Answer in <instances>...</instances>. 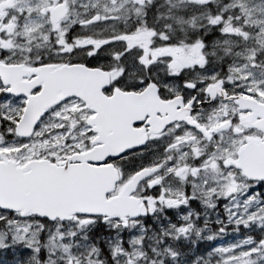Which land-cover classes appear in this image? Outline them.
<instances>
[{
	"label": "flooded vegetation",
	"instance_id": "flooded-vegetation-1",
	"mask_svg": "<svg viewBox=\"0 0 264 264\" xmlns=\"http://www.w3.org/2000/svg\"><path fill=\"white\" fill-rule=\"evenodd\" d=\"M235 2L236 0H210L208 3L201 4L200 0H145L144 11L147 12L146 17L144 11H142L138 17L134 16L133 19L128 20V14L124 13L121 15V20L114 25L112 21H107L81 29L79 21L97 13L103 15L106 6L108 8L112 6L110 0H66L63 8L57 4V0H47V3H45V0H30L31 7H28L29 0H0V30H2L0 32V69L13 68L18 71L19 74L17 73L18 75L14 78V81H18L22 85L39 82L41 91L43 86L41 81L52 79V73L56 69L87 65L86 67L100 69L108 75L109 82L102 90V95L105 98L118 95L121 100H126V105L140 102L146 107H151V103H155L157 106L167 105V112L183 120L170 125L162 133H153L149 122L154 118L163 119L169 116V113L164 115L161 112H157L154 116L148 113L138 115L137 118L142 121L132 125V135L136 139H132L131 144L136 143L139 145V142H141V148L137 152L129 151L128 156L123 155L106 163L107 165L113 164L119 174L118 184L114 192L108 197L119 195L135 177H139L137 185L132 189L131 197L136 209H138L136 216H142V211H145L147 216L139 217V219L134 221L128 220L125 224L120 220H109L103 217L88 218L76 216L69 222L57 220L51 224L44 223L41 220L39 224H43L45 231L50 232L56 228L58 231L60 228L63 232L68 233L73 225L81 224V226L90 227L88 240L92 244L104 240L106 244L108 242L110 245L111 241H114L116 237L117 239L125 237L133 224H138V228L143 227L151 230L154 219L163 220V223L167 226L172 225L174 228L177 225H184L186 237L184 238L183 236V240L180 243L169 244L173 245V249L178 254H176L178 260L174 258L175 254L164 253L165 248L163 247L164 251L161 254L164 253L163 255L168 256L165 262L167 264H190L194 259L193 253L195 252L203 257L200 264H206L208 260L207 252L216 248L217 244L206 237L199 238L198 229L189 228L186 223L194 224L195 219L203 214L211 218L217 216L228 217L225 209L229 204V199L220 201L217 198L219 197L218 194H214L211 198L207 197L212 184H209L210 179L208 181L203 176H205L206 172H215L216 176L236 173L235 169L225 168V161L228 159L237 160L240 148L248 140L260 139L264 143V134L256 129V132L243 138L244 142L237 147L234 153L231 152L232 149H227L230 146L228 143L229 139H232V133L230 132L224 133V144L220 145L219 149L214 153L204 147L209 142L213 146L218 143L217 140H208L214 129L228 126L227 124H218L216 113L223 116L227 112L228 116L226 119L228 120H232L234 115H239V124L234 122L233 127L243 126L244 128L250 127L244 126L242 120L252 118L255 114L250 110H241L237 102H234L231 98H225V92L232 96L234 92L239 93L241 91L240 88L235 87V84H240L241 81L236 80V74L229 72V65L238 66L243 64L245 63V58L251 55H255L258 61H264V36L261 38L259 29L253 24H249V26L245 27L246 31H250L251 35L253 33L251 42H244L243 37L234 35L237 40L233 44H228L226 41H228L230 35H222L220 32V28L225 25L221 24L219 27H213L209 22V17L215 18L219 14L224 16L225 20L229 16L233 17L230 21L231 26L238 27L246 24L245 15L240 11V5H235ZM249 2L247 6H253L258 11L257 15L261 17L260 22L264 23V0H249ZM241 5L244 6L243 4ZM21 7H27L28 11L33 12V17L19 24L15 19L9 20L6 24L3 23L5 16L16 14ZM46 9H55V13L53 15H45L41 19L40 13ZM236 16H240L241 20L237 21L235 19ZM54 17H56V22L52 23L51 21ZM145 19L149 29L155 28L158 32L167 33L172 37V40L180 42L179 47L175 44H163V42V46L153 47L152 37L140 36L138 43L144 48V64H151L150 68L147 66L142 67L135 62L134 58L123 61L114 59V54L121 52L119 45L101 51L95 60L90 59L83 49L69 54L66 51L67 45L65 49L59 50L56 45L58 37L60 39L67 38L64 35L65 32L76 35L80 39L87 36L99 40L106 38L113 31V28L117 31L124 29L126 27L125 21H127L128 26L139 22L143 27ZM41 24H43V27H41ZM53 28L58 29V31L53 32ZM45 36L49 37V39L45 40ZM197 37L203 38L207 44V47L200 52H194L190 46L191 42ZM237 53H240V55L238 56ZM201 54L206 60L205 66L193 68L194 65H199L202 62L200 59ZM182 69L183 71L181 72ZM170 73H181V78L169 79ZM213 73L219 74L218 79H225V86H222L219 90L216 88L212 90V94L216 95L215 100L211 99L209 93L202 91V86L199 84L201 79L205 81V84L215 83V81L208 79ZM229 76L232 77L235 84L227 83ZM118 79L119 83H117ZM141 79L154 81L155 83H149L146 87H141L139 86ZM185 79L196 84L197 87L195 89H186L184 87ZM0 84H2L1 80ZM8 89L9 87H5L4 91ZM37 93L35 89L33 94ZM181 94L184 97V102L181 101ZM192 97H195L194 102H190ZM239 98L240 96L236 95L235 101H238ZM13 100L22 102L25 98H13ZM256 100L264 103V99L258 98ZM202 101L206 102L202 103ZM72 103H79L85 107L89 113L87 120L94 115L87 108L86 103L76 97L70 98L59 107ZM22 105L24 104L22 103ZM148 110L147 108L146 111ZM241 113L243 115H240ZM210 116L212 117L211 120H209ZM258 120H260V117H255V121ZM197 123L207 133L203 138L201 132L194 126ZM93 136L95 138L94 134ZM169 145L175 146L166 151ZM194 149L201 152L208 151L211 156L208 161L209 167L205 171L196 174L199 179L195 182V187L192 186L194 179L192 169L201 164L204 157L202 156L200 161L195 160L193 158L196 155V152L193 151ZM223 150L227 152L222 154ZM185 153H187L186 156L184 155ZM69 156L67 155L61 159L52 156H41L36 159L61 164ZM168 156L174 158L173 163L179 159L180 166L189 165V168L182 173V175H187V180L181 181L175 176H169L164 182L165 187L171 190L170 193H166L168 200L181 202L184 201L185 197L180 195V193L195 194L196 200H189L186 206L180 203L179 207H169L166 202L154 203L152 200L146 199L145 188L147 181L142 179V176H147V173L133 174L141 167L164 163ZM16 159L21 164L27 163V161L21 162L20 158ZM212 164H216L215 171L211 167ZM158 175H167V164H165ZM149 179H155V177H149ZM205 180L208 181V187H205ZM209 199H212L210 201L212 205H207ZM218 202L219 204L221 203V207H218ZM213 205L215 206L213 207ZM184 217H187V219H184ZM191 219L193 221H190ZM42 244H44V239ZM26 245H29V243H20L19 248L26 250ZM21 255H23V252H21ZM214 256H218V253H214L212 258V264H217L219 256ZM150 259L156 261V258ZM155 264L159 263L155 262Z\"/></svg>",
	"mask_w": 264,
	"mask_h": 264
},
{
	"label": "water",
	"instance_id": "water-1",
	"mask_svg": "<svg viewBox=\"0 0 264 264\" xmlns=\"http://www.w3.org/2000/svg\"><path fill=\"white\" fill-rule=\"evenodd\" d=\"M17 73L13 68L0 69L3 84L11 86L13 94L30 93L25 96L27 110L16 126L17 137L31 138L49 109L71 97H78L96 113L89 126L98 134L96 142L102 145L75 154L60 165L45 160L31 161L24 166L10 159L0 161V207L52 217L54 221L69 220L74 215L123 221L126 217L136 219L138 209L128 198L129 192L107 200L118 181L117 171L113 166L100 165L134 147L131 140L136 137L132 135V125L142 121L138 115L148 113L154 116L157 112L165 115L169 113L168 106L151 103V107H146L142 102L126 105V100L120 97L105 100L100 96L104 87L101 71L84 66L56 69L52 79L41 81L43 89L37 95H31L36 86H22L13 81ZM237 104L241 110L255 113L254 117L242 120V124L264 134V105L249 98H239ZM255 117L260 120L255 121ZM175 121L183 120L169 113L163 119L154 118L149 125L151 131L160 133ZM225 166L239 170L250 182L264 183V143L257 139L248 140L240 149L239 159L229 160Z\"/></svg>",
	"mask_w": 264,
	"mask_h": 264
},
{
	"label": "rangeland",
	"instance_id": "rangeland-1",
	"mask_svg": "<svg viewBox=\"0 0 264 264\" xmlns=\"http://www.w3.org/2000/svg\"><path fill=\"white\" fill-rule=\"evenodd\" d=\"M249 3V0H236L234 3L240 5V11L246 18V24L238 26L242 31L248 33V39L243 38L244 42H251L253 39V33L251 35L250 31H246L245 26H249V24H253L259 29L261 38L264 36V23L260 22L261 17L257 15L258 11L253 6H247ZM232 27L236 28L235 26ZM236 40V36L230 35L227 43L233 44ZM257 77L264 78L259 75ZM22 103L12 99V103L8 107L0 106L3 120L8 121L0 124L1 159L6 157L11 159L20 158L21 162L41 156H52L61 159L73 153L84 152L92 147L91 143L94 136L87 125L89 113L79 103L55 108L42 120L33 139L20 141L15 136L14 131L17 121L22 116L24 109ZM228 143L230 146L227 149H232L231 152L234 153L241 141L232 138L229 139ZM226 152V150H223L222 154ZM203 178L208 181L210 179L209 184H212L207 197L214 196L211 193V188L215 187L217 189L215 194L220 197L218 200L229 199V204L225 209L228 217L217 216L211 218L203 214L201 217L199 216L200 218L195 219L194 224L187 222L186 226L192 229L197 228L199 238L206 237L217 244L216 248L219 256L217 264H221V262L223 264H264V260H257L258 256H264V244L260 243L264 241V187L260 188L249 183L241 174L237 173L216 176L215 172H206ZM213 181H217V183L214 185ZM224 185H231L236 189L226 199L223 198L224 192L227 191ZM212 199H209L207 205H212V202H210ZM218 207H221L219 202ZM190 221H193V219ZM152 222L153 227L151 230L143 227L138 228V224H133L125 237L118 239L116 237L114 241H111V248L107 242L114 264H155V262L167 264L165 262L167 257L163 254L169 252L175 254L174 258L178 260L173 245L169 244H173L174 240L183 239V236L186 238L185 226L177 225L174 228L172 225L167 226L163 223V220L158 219H154ZM31 223L32 227L26 235L24 228L27 227L28 221H23L19 225V231H17L18 226L13 225L12 232L16 233L17 240L10 241L0 236V252L4 250L7 253L8 249H13L8 254L14 255V250L19 249L17 244L28 242L33 248L45 249L47 255L43 258L40 256L34 257L30 252H28L27 257L17 255L16 257L21 258L24 264H53V260H55V264H61V257L65 255V247L69 248L75 255L79 264H109L105 259L108 252L106 256L101 254V250H98L88 240L89 226L75 224L72 229H69L68 233L63 232L60 228L58 231L57 228L50 232L44 230V236L41 237L39 222L32 221ZM182 227L183 232L180 231ZM33 233H36V235L34 236ZM21 235H25L23 241L19 240ZM43 239L44 244H42ZM5 244L10 246L4 247ZM146 244L150 248H147ZM163 247L165 252L161 254L164 251ZM151 256L156 258V261L151 260ZM18 260L15 263L1 261L0 264H20L21 261L18 262Z\"/></svg>",
	"mask_w": 264,
	"mask_h": 264
},
{
	"label": "snow or ice",
	"instance_id": "snow-or-ice-1",
	"mask_svg": "<svg viewBox=\"0 0 264 264\" xmlns=\"http://www.w3.org/2000/svg\"><path fill=\"white\" fill-rule=\"evenodd\" d=\"M210 2V0H200L201 4H205ZM45 3H47V0H45ZM66 3V0H57V4L63 8L64 4ZM111 7L108 8L106 6L105 13L103 15L100 14H94L91 17L79 21L81 29H86L88 26L100 24L107 21H112L113 25L116 22H119L121 20V15L124 13L128 14V20L133 19L134 16L138 17L142 11H144L145 8V0H110ZM28 7H31V3L29 0ZM66 12V9H65ZM55 13V9H46L40 13L41 19L45 15H53ZM115 13V14H111ZM145 17L147 16V12L144 11ZM33 17V12H30L27 10V7H21L18 12L12 16H5L3 23H8L9 20L15 19L17 23H21L22 21L26 22L28 19ZM233 19V17L229 16L227 20H225V17L222 15H216L215 18L209 17V22L213 27H219V25L224 24V27L220 28V32L222 35H236L239 37H243L245 40L248 39V33L245 31H242L241 28L236 27L233 28L231 26L230 21ZM235 19L239 21L241 19L240 16H236ZM52 23L56 22V17L53 18L51 21ZM126 27L122 30L117 31L115 28H113V31L104 39H92L87 36H85L83 39H80L76 35L69 34L67 32L64 33V35L67 37L66 39H60L59 37L56 40V45L59 49H65V46L67 45L66 51L69 54L75 53L79 49L85 50L87 56L90 59H97L99 53L106 48H113L117 45L120 46L121 52L114 54V59L116 60H129L134 58L135 62L140 64L142 67H151V64H144V48L141 47V45L138 43V38L142 35H146L149 37H152V46H163V44H175L178 47L180 46L179 41L172 40V37L168 35L167 33H161L158 32L155 28L149 29L147 27V20L145 19L143 21V27L141 23H136L132 26L127 25V21H125ZM41 27H43V24H41ZM53 32H57L58 29L53 28ZM2 32V30H0ZM45 40H48L49 37L45 36ZM163 42V44H162ZM227 42V41H226ZM187 43V42H186ZM192 50L194 52H200L202 49L207 47L206 42L203 40V38L197 37L194 41L190 44ZM122 53V55H121ZM239 56L240 53H237ZM201 63L199 65H194L193 68L199 66L204 67L206 64V60L204 59L203 55L201 54ZM87 66V65H86ZM183 69L181 70V72ZM229 72L236 74V80L241 81L240 84H235V81L232 79L231 76L227 78L228 84H235V87L240 88L241 91L239 93H233L232 96H229L225 92V98L226 99H233L235 101V96L239 95L243 98H264V78H258L257 73H259L260 77H264V61H258L255 55H251L245 58V63L240 65H229ZM219 74L213 73L211 76L208 77L210 81H215V83H208L205 84V81L201 79L199 81V84L202 86L201 90L206 91L211 95V99L215 100L216 95L212 94V89L216 88L219 90L222 86H225V79L220 78L218 79ZM181 78V73H170L169 79H176ZM117 83H119V79L117 80ZM149 83H155L154 81H145L141 79L139 81V86L146 87ZM184 87L186 89H195L197 87L196 84L192 83L189 80H184ZM5 85L0 84V106L8 107L12 103V99H20L21 94L20 93H12V90L9 88L7 91H4ZM36 91H40V86L36 87ZM24 96L30 95V93H24ZM181 101L184 102V97L181 94ZM195 97H192L190 102H194ZM25 105V111L27 110V100L22 101ZM206 102V101H202ZM240 115H243L241 113ZM218 124L223 125L227 124V127H219L218 129H214L212 132V135L208 137V140H217L218 143L213 146L210 142L208 144H205V149L211 150L212 153L217 151L220 147V145L224 144V133L230 132L232 133L233 140L239 139L241 143L244 142V137L250 135L253 132H256L257 130L255 128H244L243 126L233 127V123L239 124V115H234L232 117V120L226 119L228 116V113L225 112L223 116H220L219 113L215 114ZM2 119V118H0ZM212 117H209V120H211ZM8 121L5 119L3 120V123H7ZM18 122V121H17ZM198 128V130L202 134V138L207 135L204 128L200 127V125L197 123L194 125ZM259 134V133H258ZM195 139V137H193ZM147 143V142H145ZM175 145H169L166 148V151L170 150ZM141 146L137 145L134 146L131 150H126L125 153H123L124 156L129 155V151L131 152H137ZM193 151L196 152V155L193 157L195 160L200 161L201 157L203 156V162L201 164H198L194 169H192L193 174V183L192 186L195 187V182L199 179L197 173H200L202 171H205L208 167V161L211 159V156L209 155L208 151L201 152L197 149H194ZM185 156L187 153L184 154ZM109 159H114L113 157H110ZM173 157L168 156L167 159L164 161V163H156L153 164L150 167H141L136 172H134V175H140L141 173H147V176H142V179L147 181V185L145 188V198L152 200L154 203L156 202H166L169 207H179L180 203L187 205V202L189 200L195 201L196 196L193 193L183 192L180 193V195L184 196V201L178 202L175 200H168L166 197V193H170V189L166 188L164 185V182L168 179L169 176H175L178 180L185 181L188 179L187 175H182L188 168L189 165L184 164L183 166H180V161L177 159L175 163H173ZM222 159V157H221ZM165 164H167V175H158L161 170L164 168ZM212 169L216 170V164L211 165ZM149 177H155V179H149ZM205 187H208V181L205 180ZM217 181H213V184L215 185ZM224 187L227 189V191L224 192V199L227 198L228 195L231 194V192L235 191V187L231 185H224ZM217 189L215 187L211 188V193L215 194ZM218 199L220 197H217ZM215 205H213L214 207ZM184 219H187V217H184ZM43 220L44 223L51 224L54 223V220L52 217H42L40 214H23L18 213L15 209H6L4 207H0V236H3L6 240H17V236L15 232H12L13 225H17V231H19V225L23 221H28L27 227L24 228L25 235L31 229L32 227V221L39 222ZM94 222V220H93ZM40 233L41 237L44 236V226L43 224H40ZM181 232L184 231V229H180ZM10 234V235H9ZM25 235L19 236V240L23 241L25 239ZM35 236L36 233H33ZM212 239V238H209ZM261 244H264V241L260 242ZM4 247L10 246L9 244L3 245ZM26 250L31 252L32 255L40 256L41 258L45 257L47 255V252L45 249L42 248H32L30 245L25 246ZM234 250V249H233ZM218 251L217 248L210 249L207 252L208 260L206 264H212V258L213 254ZM65 255L61 257V264H79V261L76 259L75 255L70 251L69 248H64ZM54 255V254H53ZM178 255V254H177ZM251 255V253H250ZM194 259L190 262V264H200L203 257L201 255H197L195 252L193 253ZM257 260H264V256H258ZM53 264H55V260H53ZM223 264V262H221Z\"/></svg>",
	"mask_w": 264,
	"mask_h": 264
},
{
	"label": "trees",
	"instance_id": "trees-1",
	"mask_svg": "<svg viewBox=\"0 0 264 264\" xmlns=\"http://www.w3.org/2000/svg\"><path fill=\"white\" fill-rule=\"evenodd\" d=\"M0 118H1V115H0ZM0 124H3V119H0ZM99 247L101 248V250L102 251H105L106 249H105V246L102 244V245H99ZM12 251V250H11ZM106 256V255H105ZM1 258H3V255L2 254H0V260H1ZM8 261H9V263H15V261L16 260H18V258L19 257H16V256H12V254L11 255H9L8 257ZM109 258V256L107 255V257H106V260ZM20 260V259H19ZM19 260H18V262H19ZM18 264V263H17ZM21 264V263H20Z\"/></svg>",
	"mask_w": 264,
	"mask_h": 264
}]
</instances>
